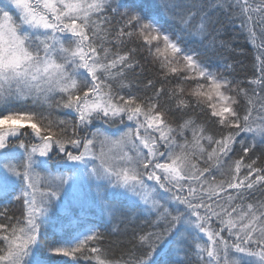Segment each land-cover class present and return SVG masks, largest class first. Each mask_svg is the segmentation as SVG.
<instances>
[{
    "label": "snow or ice",
    "instance_id": "6c2138e0",
    "mask_svg": "<svg viewBox=\"0 0 264 264\" xmlns=\"http://www.w3.org/2000/svg\"><path fill=\"white\" fill-rule=\"evenodd\" d=\"M262 159L264 0H0V264H264Z\"/></svg>",
    "mask_w": 264,
    "mask_h": 264
},
{
    "label": "trees",
    "instance_id": "16d2710c",
    "mask_svg": "<svg viewBox=\"0 0 264 264\" xmlns=\"http://www.w3.org/2000/svg\"><path fill=\"white\" fill-rule=\"evenodd\" d=\"M147 2L158 4L159 0H147ZM215 18L219 21L217 27L221 28V35L219 39L224 42L225 47L219 48L218 52L211 54L209 63L212 68L214 70H223L224 64H231L233 68L231 74L238 80L246 81L255 75H258L256 68L254 67L256 64V50L249 42L247 32L241 30L238 27V22L230 21L223 12L216 13ZM168 23H171V21H168ZM187 39L191 47H200L197 40H194L190 37ZM154 71V69L152 72L146 71L145 76L153 75ZM238 147L239 146L237 145V148ZM261 162L264 163V159H262ZM21 210V206L17 203H14L10 208V214L13 216H18L20 215ZM81 264H83V262H81Z\"/></svg>",
    "mask_w": 264,
    "mask_h": 264
}]
</instances>
